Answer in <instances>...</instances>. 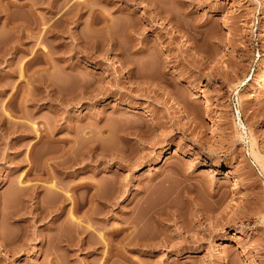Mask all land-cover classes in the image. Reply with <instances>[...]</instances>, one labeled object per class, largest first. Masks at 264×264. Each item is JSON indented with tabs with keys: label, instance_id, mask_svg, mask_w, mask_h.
<instances>
[{
	"label": "rangeland",
	"instance_id": "rangeland-1",
	"mask_svg": "<svg viewBox=\"0 0 264 264\" xmlns=\"http://www.w3.org/2000/svg\"><path fill=\"white\" fill-rule=\"evenodd\" d=\"M48 1L0 0V264H264V0H83L12 44Z\"/></svg>",
	"mask_w": 264,
	"mask_h": 264
},
{
	"label": "bare ground",
	"instance_id": "bare-ground-1",
	"mask_svg": "<svg viewBox=\"0 0 264 264\" xmlns=\"http://www.w3.org/2000/svg\"><path fill=\"white\" fill-rule=\"evenodd\" d=\"M29 1V0H28ZM57 1V0H56ZM55 0H50V1H48L49 3H48V5H49V7H47V8H50V7H53L52 5H54V3L56 2ZM106 2H110V0H105ZM183 3L184 2H187V1H185V0H183L182 1ZM38 3L39 2H25V3H23V4H19V5H17V6H19V7H21V8H28L29 9V13L31 14V17H29L30 19L29 20H27V21H25V22H20V23H16V22H14L13 20H11V18L10 17H6V22H5V24L9 27V30L13 33V35L16 37V39H15V41L12 43V44H22V43H24L23 42V39L22 38H24L25 36H28L29 34H31V33H33V32H37V33H39L40 34V36H39V39H40V41L43 43L46 39H47V37L49 36V35H51V36H53V37H57V36H59V33L62 31V29H65V27L64 28H62V29H60V27L58 26L59 25V23H61V22H65V21H67V22H71V23H76L77 21H78V19H81V17L84 15V11H85V8H87L88 7V5L82 0H79V1H77V2H75V3H73V10H70L69 11V9L67 10V12H66V14H64L63 13V15H61L60 14V16L57 18V19H55L54 20V22L52 21V23H49V21L50 20H48V16L46 17V15H43V14H39V13H37L36 12V9L38 8L37 7V5H38ZM57 3V2H56ZM190 3H193V1H191ZM108 4V3H107ZM47 5V4H46ZM35 7H37V8H35ZM39 7H40V5H39ZM70 9H72L71 7H70ZM108 9V8H107ZM92 11L94 10V9H91ZM69 11V12H68ZM74 11V13H73V16L70 14V13H72ZM109 11V10H108ZM102 13V20H103V25H102V28H103V30H105L106 28H110V27H108L109 25V14H108V12H107V10H103V12H101ZM58 14V13H57ZM71 15V16H70ZM51 19V18H50ZM64 19V20H63ZM97 19V18H96ZM63 20V21H62ZM93 20H94V18H93ZM91 21V27L92 26H94V23H96V22H94V21ZM51 22V21H50ZM65 24V23H64ZM66 26H67V23H66ZM94 28V27H93ZM96 28V27H95ZM94 28V29H95ZM98 29V28H97ZM100 29H101V26H100ZM107 30V29H106ZM105 30V31H106ZM65 31V30H64ZM64 33V32H63ZM61 34V33H60ZM12 41V40H11ZM41 42L40 43H36V44H41ZM9 43V42H8ZM11 44V45H12ZM95 44V43H94ZM41 45H43V44H41ZM10 46V45H9ZM14 46V45H13ZM16 46V45H15ZM45 47V46H44ZM43 55L44 56H46L47 54H46V52H44L43 51ZM133 72H132V74H130V72H129V75H128V77H133ZM258 84L261 86V87H263L264 88V77L262 78V80L261 81H259L258 82ZM14 99V98H13ZM12 102V100H10V102H7V103H11ZM9 106V105H8ZM10 106H13L12 105V103H11V105ZM22 106V105H21ZM21 106H20V108H21ZM23 109V108H22ZM24 111V110H23ZM25 113H26V111H25ZM22 127H23V125H22ZM20 128V127H19ZM28 128V127H27ZM40 128V127H39ZM39 128H35V130H36V133H37V140H36V144H38L39 142H41L42 141V139H45V137L46 138H49V136L51 135H49V131L47 130V128H45V130L43 129V130H39ZM23 129H25V130H27L26 129V127L24 128L23 127ZM23 129L22 130H20L19 132H21L22 131V133L24 132L23 131ZM14 130H15V128H14ZM18 130V129H17ZM11 131V130H10ZM16 131V130H15ZM14 131V132H15ZM40 131V132H39ZM13 132V133H14ZM44 132V133H43ZM25 133V132H24ZM23 133V134H24ZM21 136H23V135H21ZM52 136H50V138H51ZM51 140V139H50ZM14 145H15V147L17 146V145H19V142H17V143H14ZM13 146V145H12ZM36 146V145H35ZM14 147V146H13ZM34 147V146H33ZM32 147V148H33ZM253 152H255V151H253ZM257 153H254L253 155H254V158H258L257 157V155H256ZM28 161H29V164H32L31 163V157L29 156V158H28ZM212 165H214V166H217L218 164H217V162L215 161H213L212 162ZM31 166V165H30ZM35 171V167L33 168V166H31L29 169H28V171L26 172L27 174H26V176H29V175H31V174H33V172ZM226 171H227V176H230V175H236L237 174V170L235 169V168H227L226 169ZM34 174H36V173H34ZM50 175V174H49ZM36 176H39V174L38 175H36ZM52 176V175H51ZM51 178V177H50ZM235 182H236V184H239L240 183V181H239V179H236L235 180ZM51 184V183H50ZM49 184V185H50ZM87 184H88V182H87ZM86 184V185H87ZM33 185V184H32ZM30 185V183H27L26 181L24 182V181H22V180H20L19 181V187L18 188H20V190L22 191V190H31V194H32V196H33V194L36 192V191H38V189H39V187L40 186H36V185ZM51 189H53V188H55V187H57L56 186V184L55 183H53L52 182V184L49 186ZM54 190V189H53ZM72 218L74 219V217L72 216ZM72 219V220H73ZM75 220V219H74ZM76 221V220H75ZM77 224H78V221H77ZM75 226V225H74ZM74 228V227H73ZM76 228V227H75ZM78 228V227H77ZM76 228V229H77ZM78 230V229H77Z\"/></svg>",
	"mask_w": 264,
	"mask_h": 264
}]
</instances>
